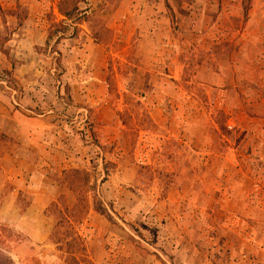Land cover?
<instances>
[{
  "label": "crops",
  "instance_id": "crops-1",
  "mask_svg": "<svg viewBox=\"0 0 264 264\" xmlns=\"http://www.w3.org/2000/svg\"><path fill=\"white\" fill-rule=\"evenodd\" d=\"M173 1L0 0V217L20 210V196H28L23 214L29 239L17 247L16 257L24 258L26 253L34 262L37 242H49L46 210L70 190L67 182L60 181L63 174L95 171L91 160L97 152L98 170L115 156L109 158L110 153L100 147L113 146L118 139L113 135L115 116L106 107L109 65L114 56L128 55L137 32L144 38L139 53H148L154 64L169 61L167 74L176 80L170 85L176 100H181L183 78L199 81L211 94L206 102L209 109L245 113V120L237 122L247 136L241 140L239 133L235 138L239 149L248 145L247 153L264 159V88L257 71L258 64L264 63L259 50V45L264 50V35L257 38V22H253L258 13L264 15V6L253 4L249 21L240 28L235 21L242 17L243 0H186L185 16L180 19ZM100 27L111 33L109 37L101 32L108 41L97 36ZM242 63L250 68L243 71ZM159 70L162 74L165 68ZM96 124L101 126L97 127L101 128L99 145L93 140ZM124 169L118 168L122 174ZM208 171H217V194L203 177L200 192L186 198L187 208L201 201V226L187 208L170 216L161 212L150 253L136 255L131 246H124L117 248L116 255L124 261L132 258L128 264H264V205L255 207L248 198L249 185L257 180L249 174L261 176L264 167L209 170L205 166L201 174ZM117 188L119 184H105L110 197ZM220 188L235 191L229 203ZM260 202L264 204V194ZM213 204L224 211L218 215L216 229L221 236L216 240H211L208 230ZM95 231L108 233L98 227Z\"/></svg>",
  "mask_w": 264,
  "mask_h": 264
},
{
  "label": "rangeland",
  "instance_id": "rangeland-1",
  "mask_svg": "<svg viewBox=\"0 0 264 264\" xmlns=\"http://www.w3.org/2000/svg\"><path fill=\"white\" fill-rule=\"evenodd\" d=\"M185 1L172 2L176 9L174 14H179V19L185 16ZM255 3L259 7L264 6V0L242 1V17L236 19V27L245 28L249 21V9ZM163 6L170 9L168 4ZM255 21L257 28L254 30L258 38L259 35H264V15L258 13L253 22ZM104 29L100 27L96 33L98 37L108 41L111 33ZM101 32L109 37L106 39L100 36ZM143 39L138 32L135 33L128 55L114 56L109 65L106 107L115 116L113 128H116L117 133L113 135H117L118 139L113 146L100 147L110 153L109 158L113 153L115 156L104 164L103 170H98L100 153L97 152L91 160L95 171L71 170L63 174L60 181L67 182L70 190L59 204L47 208L50 239L47 244L37 242L39 251L34 262H31V255L26 253L21 256L24 258L15 255L17 247L29 239L24 228L26 219L24 220L23 214L28 196H20L21 206L18 209L21 211L14 209L11 216L0 217V264H99L100 261L105 264H128L132 258L121 260L122 256L116 255L117 248L123 250L124 246H131L136 255L150 253L159 232V224L156 222L160 213L165 211L169 216L176 212L184 213L187 208L186 198L191 196L190 199H193L194 193L197 190L200 192L199 183L203 177L212 186L211 192L215 191L217 194V171H208L203 176L201 172L205 166L209 170L241 165L251 169L264 167V159L251 156L250 151L247 153L248 145L244 144V149H239L242 147H239L240 143L235 139L239 133L241 140L247 139L237 126L239 119L245 120V113L221 108L209 109L206 102H209L211 94L199 85V81L195 84V81L191 83L186 78L180 83L181 100L177 101L170 87L176 80L169 78L167 74L169 61L154 64L148 53H139V44L143 43L140 42ZM116 43L121 44L119 41ZM259 50L264 54L263 45H259ZM159 66L165 68L162 74L157 73L160 71ZM240 66L243 71L250 68L243 63ZM258 67L264 88V63H259ZM98 124L94 128L101 127ZM100 129L93 130V140L97 145L100 144ZM245 130L248 134V129ZM233 147H236L237 152H231ZM121 155L124 156L123 159ZM244 155L248 157L241 161ZM120 166L125 168L124 174L119 172ZM249 177L257 180L252 187L249 185L251 194L248 198H251L253 206L258 207L259 204L262 209L264 204L260 199L264 194V174H249ZM107 181L119 184L111 197L105 189ZM193 184H196L194 189ZM225 189H222L223 192L229 196L225 194L223 198L229 203L236 193L231 188ZM200 202H195L196 207L187 208L191 218L197 221V227L201 226ZM208 213L210 238L216 240L221 236L216 229L219 224L218 215L224 214V211L213 204ZM96 227L108 229V233L96 232ZM73 230L81 240L74 239Z\"/></svg>",
  "mask_w": 264,
  "mask_h": 264
},
{
  "label": "trees",
  "instance_id": "trees-1",
  "mask_svg": "<svg viewBox=\"0 0 264 264\" xmlns=\"http://www.w3.org/2000/svg\"><path fill=\"white\" fill-rule=\"evenodd\" d=\"M73 237L75 240H78V239L81 240V238L78 236V233H76L75 230H73Z\"/></svg>",
  "mask_w": 264,
  "mask_h": 264
}]
</instances>
